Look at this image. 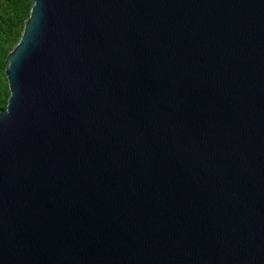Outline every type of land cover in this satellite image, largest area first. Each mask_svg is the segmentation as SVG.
I'll use <instances>...</instances> for the list:
<instances>
[{
  "label": "water",
  "instance_id": "obj_1",
  "mask_svg": "<svg viewBox=\"0 0 264 264\" xmlns=\"http://www.w3.org/2000/svg\"><path fill=\"white\" fill-rule=\"evenodd\" d=\"M33 1L0 264H264V0Z\"/></svg>",
  "mask_w": 264,
  "mask_h": 264
},
{
  "label": "trees",
  "instance_id": "obj_2",
  "mask_svg": "<svg viewBox=\"0 0 264 264\" xmlns=\"http://www.w3.org/2000/svg\"><path fill=\"white\" fill-rule=\"evenodd\" d=\"M33 4V0H0V112L10 97L5 61L22 37Z\"/></svg>",
  "mask_w": 264,
  "mask_h": 264
}]
</instances>
